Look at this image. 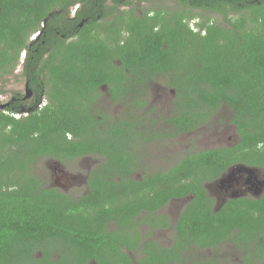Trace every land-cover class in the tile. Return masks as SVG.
Listing matches in <instances>:
<instances>
[{"label": "trees", "instance_id": "1", "mask_svg": "<svg viewBox=\"0 0 264 264\" xmlns=\"http://www.w3.org/2000/svg\"><path fill=\"white\" fill-rule=\"evenodd\" d=\"M135 1L149 0H0V74L12 72L23 51L21 74L33 92L0 108V264H227L190 256L224 242L244 249L239 264H264V190L215 208L204 187L233 164L264 169V0L121 9ZM196 9L220 19H199ZM156 76L174 91L167 121L176 134L226 105L238 140L134 177L141 134L130 119L97 111L99 87L114 102L142 98ZM86 155L102 161L80 196L32 173L38 158ZM182 197L189 199L172 244L143 241L140 226L168 227L158 211Z\"/></svg>", "mask_w": 264, "mask_h": 264}, {"label": "rangeland", "instance_id": "2", "mask_svg": "<svg viewBox=\"0 0 264 264\" xmlns=\"http://www.w3.org/2000/svg\"><path fill=\"white\" fill-rule=\"evenodd\" d=\"M176 7L177 5L171 1L149 0L135 1L129 7L121 9L132 8L138 13L144 10L175 9ZM195 12L199 15V19L206 17H211L216 21L220 19L218 15L211 12L197 9ZM24 56L25 53L22 51L19 64L12 72L0 74V104L13 97L26 94L25 79L21 74V64ZM173 97L174 91L168 86L165 76L153 77L148 84L146 95L142 98L133 96L114 102L106 91V87L100 88L99 99L96 103L97 111L113 120L130 119L141 134L139 142L135 146L139 166L133 173L134 177H140L145 172L168 168L189 152L230 146L238 140L236 128L231 122L232 109L226 105L220 106L213 112L207 122L194 130L176 134L167 121L173 113ZM100 161H102L100 156L90 155L86 158L75 159L50 160V158H38L33 164L32 173L43 185L52 184L56 176L60 175L58 188L65 190L72 197H77L85 191L84 177L88 169ZM54 167L63 169L67 175L62 177L60 171L54 172ZM254 178L257 181L263 180L264 171L258 170ZM208 189L214 200H218L220 195L218 187L210 185ZM186 201V199L173 200L159 210V213L168 218V227L152 228L142 224L140 231L143 241L149 237L163 246L170 245L173 242L175 233L174 224ZM219 204L220 202H217L214 207L216 208ZM244 252L243 248L233 243L224 242L216 249L196 251L195 254L192 252L190 256L213 258L218 262L227 264H239L244 257ZM37 254L40 255V253ZM132 257L136 258L138 255L132 254Z\"/></svg>", "mask_w": 264, "mask_h": 264}, {"label": "flooded vegetation", "instance_id": "3", "mask_svg": "<svg viewBox=\"0 0 264 264\" xmlns=\"http://www.w3.org/2000/svg\"><path fill=\"white\" fill-rule=\"evenodd\" d=\"M78 5V4H77ZM76 5V6H77ZM76 6H73L70 10L71 11H73L72 13H71V11H70V16H73L74 15V12H75V9H76ZM36 34H38V32L37 33H35V34H33L32 35V38L36 35ZM102 87H106V91L108 92V89H107V86L106 85H102V86H100L99 87V89L100 88H102ZM25 88H28L27 87V85H26V83H25ZM30 96L29 97H24V96H20L19 95V97H22L23 98V100H26L27 98V100H31L32 99V96H33V92L30 90ZM108 94H109V92H108ZM109 96H110V94H109ZM134 97H137V94L135 93L134 95H133ZM132 96V97H133ZM14 98V97H13ZM110 98H111V96H110ZM8 102H9V100L8 101H6L5 103H3L4 105L5 104H8ZM42 102L44 103V104H42ZM45 102H46V100L43 98L38 104H37V107L39 108V107H42L43 105H45ZM23 115H25L26 113H22ZM18 115H20V114H18ZM89 155H86V156H82V157H80V158H86V157H88ZM50 160H52V158H50ZM95 166V165H94ZM244 166H246V165H243V164H233L232 166H230V167H228L227 169H226V171L225 172H223V174L220 176V177H218V178H216V179H213L212 181H209V182H207V183H205L204 184V187L206 188V190H207V193H208V195L209 196H212V195H210V193H209V189H208V187L210 186V185H213V186H215V187H218V189L220 190V195H219V201L218 200H214V205L217 203V202H220V204H222V202L223 201H225L227 198L228 199H230V198H236V197H259L261 194L259 193V191H260V187L258 186V184H257V180L254 178V177H256V174H257V171L258 170H262V171H264V169L263 168H255V167H250V168H252L253 170H254V175H253V173L252 174H248V173H246L245 171H244ZM93 167V166H92ZM91 167V168H92ZM91 168H89L88 169V171H87V173L89 172V170L91 169ZM58 171H60L61 172V176L62 177H65L66 175H67V173L63 170V169H60V168H57V167H54V172H58ZM87 173H86V175H85V177H84V185H85V190L87 189ZM230 176H235V179H231L230 178ZM59 177H60V175L59 176H56V178H55V181L54 182H52V184H48V185H45V186H54V187H56L57 189H59V190H61L60 188H58L59 186H57V184H59V181H58V179H59ZM253 178L255 179V181L253 180ZM62 192H64V193H66V194H68L65 190H61ZM85 192V191H84ZM83 192V193H84ZM82 193V194H83ZM69 195V194H68ZM69 196H71V195H69ZM181 199H186L187 201H188V199H189V197H182V198H176V199H172V200H170V201H173V200H181ZM214 199V198H213ZM221 199V200H220ZM169 201V202H170ZM186 201V202H187ZM186 204V203H185ZM161 209V208H160ZM159 209V210H160ZM159 212V211H158ZM156 241V240H155ZM160 244V243H159ZM172 244V243H171ZM170 244V245H171ZM170 245H168V246H170ZM127 253L129 254V256L132 258V260H136L139 256H140V254H138V253H136V252H132V251H127ZM132 254H137L138 255V257H136V258H133L132 257ZM171 264V263H170Z\"/></svg>", "mask_w": 264, "mask_h": 264}, {"label": "water", "instance_id": "4", "mask_svg": "<svg viewBox=\"0 0 264 264\" xmlns=\"http://www.w3.org/2000/svg\"><path fill=\"white\" fill-rule=\"evenodd\" d=\"M30 89L29 88H26V94H25V96L24 97H29L30 96ZM0 108H4V104H0ZM244 171L246 172V173H248V174H252L253 173V175H254V170L252 169V168H250L249 166H244ZM230 178L233 180V179H235V176H230ZM257 184H258V186L260 187V194L263 192V190H264V179L263 180H259V181H257ZM220 205V204H219ZM219 205H217V207L216 208H218L219 207Z\"/></svg>", "mask_w": 264, "mask_h": 264}, {"label": "built area", "instance_id": "5", "mask_svg": "<svg viewBox=\"0 0 264 264\" xmlns=\"http://www.w3.org/2000/svg\"><path fill=\"white\" fill-rule=\"evenodd\" d=\"M189 27H190L193 31H197V30H198V27L196 26L194 20L189 21ZM202 33H203V32H202ZM42 104H44V103L42 102ZM13 116L18 117L19 115H18V114H13Z\"/></svg>", "mask_w": 264, "mask_h": 264}]
</instances>
